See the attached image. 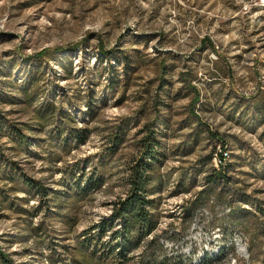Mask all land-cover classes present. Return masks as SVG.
Listing matches in <instances>:
<instances>
[{"label":"rangeland","instance_id":"1","mask_svg":"<svg viewBox=\"0 0 264 264\" xmlns=\"http://www.w3.org/2000/svg\"><path fill=\"white\" fill-rule=\"evenodd\" d=\"M68 46L76 48L43 63L34 57ZM36 74L38 103L63 107L70 125L85 129V143L52 139L58 122L26 129L39 127L37 102L21 98ZM0 75V113L9 122L0 161L58 197L27 199L0 181L8 202L23 209L0 207V248L15 263L47 264L50 255L70 264L74 238L125 195L150 127L161 141L149 185L157 257L163 264H264V0H0ZM12 129H24L31 145L18 147ZM84 162V180L102 183L88 194L77 192L78 174L61 172ZM226 163L225 179L213 181ZM215 202L231 205L232 214L222 216ZM204 203L211 222L194 230ZM41 222L39 235L33 228ZM233 233L247 237L244 254ZM139 261L136 252L129 264Z\"/></svg>","mask_w":264,"mask_h":264},{"label":"trees","instance_id":"2","mask_svg":"<svg viewBox=\"0 0 264 264\" xmlns=\"http://www.w3.org/2000/svg\"><path fill=\"white\" fill-rule=\"evenodd\" d=\"M203 42L211 43L209 39H204ZM74 48L76 47L68 46L66 48L58 47L52 50L44 49L34 57L40 63H43L53 59L56 54L62 53L64 50H72ZM99 49L101 54H109V51L104 47ZM34 57L29 58L30 61L35 59ZM160 74H166L164 63L160 64ZM39 80L41 79L37 74L34 78L29 76L24 83V88H21V98L25 104L33 106L37 102L33 113L35 122L39 127H34L35 125L29 124L25 125L26 129L38 128L39 130H43L45 126L58 122L59 125H56V129L52 132V139L56 138V140L64 142V145L67 146L72 144V142L76 146L85 143L88 136L85 129H78L71 126L70 124L73 122V119L63 107L58 108L56 103L49 102L48 100L38 103V98L41 96L39 94ZM162 87L163 84L159 88L162 89ZM88 106L89 111L92 112L93 108L91 104ZM256 108L258 109L257 112L263 116L259 104H256ZM63 116L64 119H62ZM262 121L264 122V117ZM8 123L0 113V140L3 138V131L8 128ZM62 124H64L63 127ZM23 131L24 129H12L10 132L13 138L12 140L20 148L31 145L26 133ZM112 141L115 142L116 146L120 143L121 139L116 135ZM160 148L161 141L158 139V136L150 127H147V131L140 143V149L135 159L132 160L129 184L125 195L112 203V209L109 215L102 216L96 223L83 230L80 235L74 238L76 243L71 246L70 252L68 253L70 256V264H129L132 259V254L136 252H140V261L138 264H163L156 254V251L162 247L160 239L156 235L157 219L154 213L156 209L155 201L150 199L149 193L151 165L158 160ZM86 166L87 162H84L82 166L75 164L74 171L65 170L61 172L65 176L68 173L71 176L78 174V188L76 190L79 193L88 194L91 190L100 189L102 183L94 180H84ZM231 166L229 163H226L225 167L218 170L214 169L213 181L224 180L226 176L225 171L230 169ZM0 181H4L6 185L10 184L14 192L23 193L27 196V199L38 198L42 202L49 198L53 200L58 198L55 191H50L40 181L32 180L26 174L19 171L14 162L11 161H0ZM7 192L0 190V195L4 197L3 200H0V207L7 203L9 204L8 207L16 212L23 210L18 205L14 207L12 202H8L9 193ZM54 206L58 207V204ZM39 210L40 206L37 207L36 212ZM42 228L43 223L41 222L33 230L36 234L40 235ZM148 237L152 239L146 241ZM46 262L47 264H57L58 261L49 255ZM0 264L18 263H15L0 248Z\"/></svg>","mask_w":264,"mask_h":264},{"label":"built area","instance_id":"3","mask_svg":"<svg viewBox=\"0 0 264 264\" xmlns=\"http://www.w3.org/2000/svg\"><path fill=\"white\" fill-rule=\"evenodd\" d=\"M219 150L215 152V158L217 159V162L223 160L224 158V149L218 148ZM210 199V198H209ZM215 206L218 207V212H223L225 209H231V205H224L222 207H219L217 202H215ZM211 222V215L209 213H206L205 210V203L202 204V210H200L197 214L195 219L193 220V229L194 230H203L208 223ZM240 236H243V239H247V237L244 235V233H241ZM248 258V255L247 257Z\"/></svg>","mask_w":264,"mask_h":264},{"label":"bare ground","instance_id":"4","mask_svg":"<svg viewBox=\"0 0 264 264\" xmlns=\"http://www.w3.org/2000/svg\"><path fill=\"white\" fill-rule=\"evenodd\" d=\"M225 153V152H224ZM226 159V157H225ZM225 159L221 160L220 163H222V161H225ZM228 160V159H227ZM223 167V166H222ZM212 204L214 203V201H210ZM214 205V204H213ZM212 206V205H211ZM215 208V207H214ZM202 210V207L198 210V212ZM205 210H206V213H209L210 214V211L208 210L207 206L205 205ZM233 208L231 209H225L223 210V212L221 213L222 216L226 215L228 216L231 212H232ZM232 214V213H231ZM234 234V240H236V246H237V251L239 252V254L243 253L244 248L242 247V240L241 239V236L237 233H233ZM244 254V253H243Z\"/></svg>","mask_w":264,"mask_h":264},{"label":"crops","instance_id":"5","mask_svg":"<svg viewBox=\"0 0 264 264\" xmlns=\"http://www.w3.org/2000/svg\"><path fill=\"white\" fill-rule=\"evenodd\" d=\"M261 121H262V120H261ZM263 124H264V122L262 121V122H261V125H263Z\"/></svg>","mask_w":264,"mask_h":264}]
</instances>
